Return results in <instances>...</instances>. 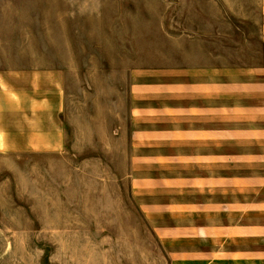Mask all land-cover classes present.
<instances>
[{"label":"crops","instance_id":"crops-1","mask_svg":"<svg viewBox=\"0 0 264 264\" xmlns=\"http://www.w3.org/2000/svg\"><path fill=\"white\" fill-rule=\"evenodd\" d=\"M240 17L235 50L195 23L176 63L129 74L124 180L165 264H264V0ZM71 102L56 66L0 67V156L64 154Z\"/></svg>","mask_w":264,"mask_h":264},{"label":"rangeland","instance_id":"rangeland-1","mask_svg":"<svg viewBox=\"0 0 264 264\" xmlns=\"http://www.w3.org/2000/svg\"><path fill=\"white\" fill-rule=\"evenodd\" d=\"M247 6L251 0H0V67L61 69L76 125L64 154L0 156V264H165L124 180L129 74L176 63L185 34L197 36L195 23H209L215 30L201 31L225 50L244 45Z\"/></svg>","mask_w":264,"mask_h":264}]
</instances>
